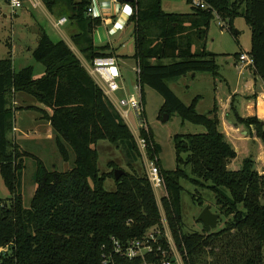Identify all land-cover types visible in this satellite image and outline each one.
Returning <instances> with one entry per match:
<instances>
[{
    "label": "trees",
    "instance_id": "16d2710c",
    "mask_svg": "<svg viewBox=\"0 0 264 264\" xmlns=\"http://www.w3.org/2000/svg\"><path fill=\"white\" fill-rule=\"evenodd\" d=\"M60 1L46 0L47 8ZM66 1L72 9L68 24L78 29L72 35L77 48L90 62L116 57L110 44H94V32L102 21L85 13L90 1ZM203 1L208 8L191 5L188 13L166 12L162 0L134 1L135 12L129 20L135 23L132 58L140 67L143 103L144 88L150 87L163 98L161 116L177 114L184 122L206 129L174 137V170L163 167L151 130L142 128L140 134L164 180L166 195L161 203L185 264H264V174L256 169L253 157H247L240 169H229L237 152L220 129L217 106L200 114L201 96L186 105L169 84L190 73L220 75L218 54L206 48L215 16L227 22L235 38L239 31L233 22L239 16L245 18L251 29L248 53L254 58L250 67L264 81V0ZM241 53H235V58L239 60ZM32 57L44 66L39 77L33 66L16 71L11 57L0 58V173L11 196L0 199V264H103L104 254L114 253L115 241L125 246L152 227L163 229L160 205L147 174L134 167L141 155L134 134L73 49L64 40H52L41 28ZM17 93L30 96L35 104L15 110L39 112L50 123L62 159L69 162L75 157L72 169L49 170L39 156L9 138ZM237 121L249 133L253 127L264 143V124L258 116H239ZM100 140L124 148L130 170H124L119 179L115 178L116 162H109L110 171L100 172ZM26 157L36 162L30 207H25L21 189ZM109 178L115 182L114 191L105 186ZM182 180L214 193L219 211L227 218L223 227L185 232ZM192 198L200 206L205 204L199 195ZM159 243L167 245L165 239ZM116 262L136 264L124 258Z\"/></svg>",
    "mask_w": 264,
    "mask_h": 264
},
{
    "label": "rangeland",
    "instance_id": "374dc122",
    "mask_svg": "<svg viewBox=\"0 0 264 264\" xmlns=\"http://www.w3.org/2000/svg\"><path fill=\"white\" fill-rule=\"evenodd\" d=\"M162 7L166 12L174 13H188L192 10V6L189 2H187V0H162ZM103 8L105 14L109 16L114 13V7H107L106 5H104ZM47 10L49 14L48 16L51 15L52 18L46 16L41 10L30 9L29 12L20 11L18 15L11 16L7 8H0V58L11 57L13 59L14 68L16 69V71L27 66H33L35 73L39 72L40 70H44V66L41 63L36 62L32 57V52L37 46V42L41 34V28H44L49 33L52 40H64L77 54L82 64L87 68L90 64L89 59L77 48V46L72 41V35L78 30L77 26L74 23L67 24L65 27H63V35H61L51 21V19L53 18L57 19L61 16H70L72 13L70 3L66 0L60 1L56 3V5L52 9L47 8ZM123 10L124 8L121 11ZM125 11L126 12H124V14L126 15L128 9H126ZM3 14H8L9 16L4 17ZM121 20L122 19H119V21L113 26L109 25V32H106L105 25L102 24L99 28H97V30H95L93 40L94 44L97 46L105 44L115 45L114 47L117 49L120 58L122 60L124 59L123 57H121V55H125L124 57L130 56L128 57V59L130 60V64H132V62H134L132 55L135 51V23L124 21L122 22ZM233 26L239 31V35L237 38H235L230 33L227 22L225 21V26H222L221 20L217 16L212 19L209 27L206 39V48L207 50L218 54L217 64L220 68V75L218 77L215 78L212 75L205 73V75L199 77L197 80H195L193 83L191 82L190 84L188 83L190 81L189 79L181 78L182 80H186V83L189 84V87L187 88H185L184 81L175 80L169 82L170 86L173 87L174 91L186 105H190L195 97L200 95L202 96V101L197 107V111L200 114H208V111L213 107L216 88L214 85L215 81L223 86L222 88H219L220 95H223L224 93L228 94L229 90L234 88V81L237 80L239 71L242 68L240 66L239 60L235 58L234 54L243 51L249 52L251 48V29L246 23L245 18L243 16L235 18ZM134 66H136V63ZM122 71L121 85L123 86V89L121 90V92H119V95H137L139 78L136 70H133L131 66H127L125 64V67L122 69ZM245 79H250L249 68L244 71L243 81ZM228 84H230V86H228ZM144 91V120L146 121L147 127L151 130L154 139L160 149L159 158L161 159L163 167L167 170H174L177 166L174 137L178 134L205 133L206 129L202 125L193 124L191 122H184L182 118L177 114H173L168 118H165V115L161 116L160 111L163 105L162 96L150 87H145ZM23 95L25 94L22 93L21 95H17L18 103L19 98H21L20 96ZM237 96V108L239 112H243L245 111L244 99L239 95ZM260 105L262 113H264V102H261ZM25 114L26 113H23L22 116H25ZM130 120L133 127L137 128L138 123L134 115H131ZM16 121L18 123L19 121H23L20 113L16 114ZM29 121L30 119L25 123L23 121V125L30 123ZM45 123L46 122L43 121L40 124L43 132L42 136L45 140L41 141L40 139H36L34 141L29 140L20 142L22 149L33 152L37 156H39L43 160L44 165L49 170L56 169L59 171H67L72 169L75 157L73 156L69 162H65L62 159L53 138L46 139L47 133L44 130L46 129V127L43 128L42 126V124ZM129 126L130 128H133L130 124ZM226 137L228 141L231 139L230 141H232L234 143V146L237 148V157L228 165V168L231 170L240 169L243 165V161L247 157L254 158L257 155L258 151H260L259 146L260 144H262L261 141L255 142L251 137L242 141L233 140L227 135ZM238 137L243 138L242 134H239ZM97 150L99 154L98 167L101 173L110 171L108 164L111 161L116 162L119 165V169L130 170L128 166V159L123 147L117 148L107 140H100L97 144ZM262 151H264V144ZM149 160L154 161V159H150L148 152H146L145 156L141 154L138 162L134 163V167L140 174H147L148 166L150 164ZM24 162L25 168L22 175L21 189L24 205L25 207H30L31 200L36 188V162L31 157H26L24 159ZM262 170L259 171L262 172ZM187 171L190 173L189 169H187ZM181 182L184 186L181 205L183 220L185 224V232L189 233L193 231L203 230L204 225L202 222L198 221V217L203 209L207 206L210 207L212 212L220 214L217 229L223 227L227 218L219 211L220 209L216 204L214 193L188 180H182ZM105 186L108 190L111 191H114L116 189L114 180L110 178L107 179ZM157 192L158 194H156V197L161 211L164 214L163 206L161 203V199L163 197L161 189H158ZM193 194L201 196L205 200V204L203 206H200L199 204L195 203L192 198ZM10 197V191L6 187L0 173V199L6 201Z\"/></svg>",
    "mask_w": 264,
    "mask_h": 264
},
{
    "label": "built area",
    "instance_id": "2783aa9c",
    "mask_svg": "<svg viewBox=\"0 0 264 264\" xmlns=\"http://www.w3.org/2000/svg\"><path fill=\"white\" fill-rule=\"evenodd\" d=\"M62 1V0H61ZM75 3L81 0H74ZM85 13L91 18H100L102 24L105 25L106 32H109V25L113 26L115 23L122 19L123 22H129L130 18L135 12L134 1L127 2L126 0H89ZM114 7V13L107 15L104 12L103 6ZM191 5L198 8H208L209 5L203 0H192ZM5 7L8 9L11 16H16L20 11L29 12L30 9L41 10L48 16L46 0H0V8ZM124 8L123 11H121ZM128 9L126 15L124 12ZM8 17V14H3ZM50 17V16H48ZM219 18V16H218ZM221 20L222 26H225V21ZM52 24L63 35V27H65L69 19L67 16H61L57 19H51ZM239 63L242 68L254 66V58L248 52L243 51L239 56ZM87 70L93 76L97 84L103 90L104 95L113 107L119 112L124 121L133 127L130 117L134 115L137 119V128L130 129L135 136V140L143 156L147 152V141L141 136L140 130L146 129V121L144 120L145 106L142 98V90L139 82L138 94L131 96H120L119 92L123 89L122 73L118 65V60L115 56L98 57L93 62H90ZM136 73H140V67L137 65ZM130 127V126H129ZM148 166L147 176L151 185L158 194L157 190H165L164 180L160 175L159 168L154 161H150ZM163 229L152 227L149 229L142 238L135 239L123 246L120 242L115 241L114 253L104 254L103 264H119L116 258H124L129 261H135L136 264H185L184 255L177 248L174 242L171 230L167 220L162 213ZM165 239L166 246L160 245L159 241Z\"/></svg>",
    "mask_w": 264,
    "mask_h": 264
},
{
    "label": "crops",
    "instance_id": "0c3cea01",
    "mask_svg": "<svg viewBox=\"0 0 264 264\" xmlns=\"http://www.w3.org/2000/svg\"><path fill=\"white\" fill-rule=\"evenodd\" d=\"M50 17L52 18L51 15H50ZM114 46L115 45H112V47L114 49H116ZM194 50H195V47H194ZM115 54H116V58L118 60V65H119V68L121 70V73L123 72L122 69L125 67V64L127 66H131L133 70L136 69L138 64H137V61L135 59H134V62H132V64H130V60L128 59V57H130V56L124 57L125 55H121V57L124 58L122 60L120 58L119 53L117 52V49H116ZM135 63H136V66H134ZM248 68L250 69V79H245L243 81L244 71ZM253 70L254 69L252 67L241 68L239 71V76H238L237 80L234 81V83H235L234 88L233 89L230 88L231 90H229L228 94L224 93L223 95H220L219 88H222L223 86L218 84L216 81L214 82V85L216 87L215 88L214 103H213V107L208 111V113L215 106H217L218 116H219V120H220V129L225 135L232 138L233 140L242 141V140H246L249 137H251L252 139H254L255 142L261 141L256 136L253 127H252V133H249L246 126L244 124L238 123V121H237L239 116L242 118L258 116L259 119L264 124V113H262V110L260 107L261 102H264V81L258 75H255ZM42 72H43V70L36 72L37 73L36 76H38V77L41 76ZM203 75H205V73H196V74L190 73V74L183 76L181 78L182 79L183 78L189 79L190 81L188 83L190 84L191 82L193 83L195 80H197L199 77H201ZM181 78L176 80V81H184L185 88L189 87V84L186 83V80H182ZM180 83H183V82H180ZM228 86H230V84H228ZM170 87L173 89L172 86H170ZM173 91H174V89H173ZM21 94L22 93L15 94V96L12 100L13 127H12V131L8 135L9 138L14 143H18L19 145H20V142H25V141H29V140H32V141H34L36 139L37 140L40 139L41 141L45 140V139H43V136H42L43 132H42V128L40 126V124L43 121H45L46 123L42 124V126H43V128L46 127V129H44L47 133L46 139H52L53 133H52L51 125L47 120L42 119V116L39 112L31 111V110H22V111L15 110V108L17 106H20L23 104H25V105L35 104L34 100L32 98H30L29 96H27L26 94L23 96H20L21 98H19V103L20 102L21 103L19 104L17 101V95H21ZM237 95L241 96V98L244 99V110L245 111H243V112H239V110L237 108V102H238V98H237L238 96ZM201 101H202V96H201V99L199 100V102L197 104V107ZM33 112H35V113H33ZM18 113H20L21 117L23 118L24 123L30 119L29 122L31 124L28 123L30 125H28V124L23 125V121H21V122L19 121V123H18L16 121V114H18ZM23 113H26L25 116H22ZM239 134H242L243 138L238 137ZM230 140H229V142L233 145V147L236 150L237 148L234 146V143ZM261 143L262 144L259 143L260 144V146H259L260 151H258L257 155L254 157V160L256 162V169L258 171L263 169L262 172L259 171V173L264 174V151H262L264 143L262 141H261ZM259 168H261V169H259ZM161 192H162L163 196L166 195V190H161Z\"/></svg>",
    "mask_w": 264,
    "mask_h": 264
},
{
    "label": "water",
    "instance_id": "95a60500",
    "mask_svg": "<svg viewBox=\"0 0 264 264\" xmlns=\"http://www.w3.org/2000/svg\"><path fill=\"white\" fill-rule=\"evenodd\" d=\"M127 2H133L134 0H126ZM165 118H168V114H164ZM123 169H116L115 170V178L119 179L122 174H124ZM220 219V214L214 213L211 211L210 207L207 206L203 209L198 217V221L202 222L204 227L207 229L208 232L215 230L218 227V222Z\"/></svg>",
    "mask_w": 264,
    "mask_h": 264
}]
</instances>
